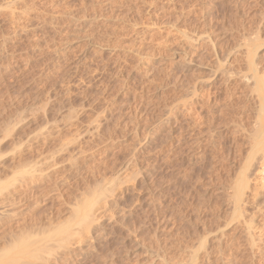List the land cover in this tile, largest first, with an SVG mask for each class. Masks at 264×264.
Listing matches in <instances>:
<instances>
[{
    "label": "rangeland",
    "instance_id": "rangeland-1",
    "mask_svg": "<svg viewBox=\"0 0 264 264\" xmlns=\"http://www.w3.org/2000/svg\"><path fill=\"white\" fill-rule=\"evenodd\" d=\"M256 77L264 0H0V249L264 264Z\"/></svg>",
    "mask_w": 264,
    "mask_h": 264
},
{
    "label": "bare ground",
    "instance_id": "bare-ground-1",
    "mask_svg": "<svg viewBox=\"0 0 264 264\" xmlns=\"http://www.w3.org/2000/svg\"><path fill=\"white\" fill-rule=\"evenodd\" d=\"M5 55V54H4ZM247 57V56H246ZM5 60V59H4ZM226 73V72H225ZM230 74V73H229ZM228 77V76H227ZM213 89V88H212ZM253 90L256 92V95H257V102H258V109H257V119H256V122H257V127H256V129L254 130V132H253V136H252V146H251V154H249L250 156H249V159H252L253 157H254V155H256V153H259V159H260V164H261V166H262V169L264 170V80L263 79H261V77H256L255 78V82H254V87H253ZM253 91V92H254ZM246 108V107H245ZM227 109H229V108H227ZM245 113V112H244ZM223 116V115H222ZM237 116V115H236ZM244 117V116H243ZM246 119V118H245ZM251 130H253V129H251ZM41 136V135H40ZM47 136V135H46ZM34 137V136H33ZM36 138V137H35ZM41 139V138H40ZM238 141V140H237ZM29 144V143H28ZM31 145V144H30ZM36 149V148H35ZM38 149V148H37ZM37 152V151H36ZM258 160V159H257ZM25 162V161H24ZM38 162V161H37ZM249 162V161H248ZM36 163V162H35ZM29 165V164H28ZM249 165H250V162H249ZM248 166V165H247ZM29 167V166H28ZM35 167V166H34ZM40 167V166H39ZM246 167V166H245ZM31 169V168H30ZM38 169V168H37ZM57 169V168H56ZM242 172L238 175V178L236 179V181H235V184H234V187H233V189H232V194H231V197H232V199H233V202H234V207L236 208V211L238 212V209H241L240 208V206H241V204H240V201H242L243 202V200L245 199L244 198V190H245V188L247 187V179L248 178H246V172L245 171H247V169L246 168H243V170H241ZM27 172V171H26ZM16 173V172H15ZM18 173H19V171H18ZM17 173V174H18ZM20 174V173H19ZM248 175V174H247ZM12 176V175H11ZM22 176V175H21ZM20 176V177H21ZM17 178V177H16ZM258 178H260V177H258ZM14 180V179H13ZM249 180V179H248ZM3 180H1L0 182H2ZM5 181V180H4ZM25 181V180H24ZM27 181V180H26ZM262 182V181H261ZM4 183V182H3ZM21 183V182H20ZM263 183V182H262ZM53 184V183H52ZM264 184V183H263ZM15 186V185H14ZM255 186V185H254ZM254 186H253V188H254ZM16 187V186H15ZM21 187V186H20ZM42 187V186H41ZM40 187V188H41ZM51 187V186H50ZM232 187V186H231ZM2 189H3V187H1ZM250 189H251V187H249ZM257 188V187H256ZM256 188H254V190L253 189H251L250 191L252 192V190H253V192L252 193H254V191H255V189ZM2 189H1V191H2ZM5 189V188H4ZM20 190V189H19ZM47 190V189H46ZM258 190V189H257ZM250 192V194H252ZM258 192V191H257ZM256 192V193H257ZM256 193H254L255 195H254V197L256 196ZM24 194V193H23ZM42 194V193H41ZM260 194H262V193H260ZM21 195V194H20ZM31 195V194H30ZM263 196H264V194H262ZM242 196H243V199H242ZM262 196V197H263ZM13 199V198H12ZM249 199V198H248ZM254 199V198H253ZM250 200H252L251 199V197H250ZM263 200H264V198H263ZM13 201V200H12ZM249 201V200H248ZM253 201V200H252ZM251 201V202H252ZM254 201H255V199H254ZM8 202V201H7ZM258 202H262L261 200L260 201H258ZM15 203V202H14ZM3 204V203H2ZM5 204H7V203H5ZM13 204V203H12ZM39 204V203H38ZM251 204V203H250ZM260 204V203H259ZM263 204V203H262ZM246 205V204H245ZM254 205H255V202H254ZM253 205V206H254ZM252 206V205H251ZM252 206V207H253ZM82 207V206H81ZM242 207V206H241ZM252 207H250V209H252ZM33 208V207H32ZM83 208V207H82ZM244 209V208H243ZM249 209V208H248ZM80 210V209H79ZM242 210V209H241ZM255 210V209H254ZM257 210L258 209H256V212H257ZM82 211V210H81ZM250 211V210H249ZM253 210H251V212H252ZM26 212V211H25ZM77 212V211H76ZM242 212H243V210H242ZM242 212H241V214H242ZM6 213H7V210H6ZM39 213V212H38ZM253 213V214H252ZM250 215H251V217H249V215L248 216H246V217H249L248 219H247V221H248V224H251V226H253V225H255V226H259L260 227V225L263 227V222H264V217H262V218H259L258 219V217H260L259 215H261V214H259L258 215V213L256 214L255 213V211H253ZM10 214V213H9ZM44 214V213H43ZM78 214V213H77ZM238 214V213H237ZM255 214V215H254ZM1 216V215H0ZM24 216V215H23ZM39 216V215H38ZM262 216V215H261ZM33 217V216H32ZM36 217V216H35ZM40 219V218H39ZM5 220V219H4ZM246 220V219H245ZM35 221V220H34ZM38 221V220H37ZM261 221H263L262 223H261ZM27 222V221H26ZM4 223V222H3ZM33 223V222H32ZM37 223V222H36ZM257 223H259V224H257ZM6 224V223H5ZM19 224V223H18ZM4 225V224H3ZM16 225V224H15ZM33 225H35V224H33ZM5 228V227H4ZM3 228V229H4ZM9 228V227H8ZM18 228V227H17ZM33 228H35V227H33ZM248 228V227H247ZM258 228V227H257ZM24 229V228H23ZM241 229V228H240ZM14 230V229H13ZM26 230V229H25ZM56 229H54V231H55ZM248 230V229H247ZM22 231V230H21ZM24 231V230H23ZM22 231V232H23ZM262 232V231H261ZM3 233V232H2ZM5 233V232H4ZM11 233V232H10ZM19 233V232H18ZM17 233V234H18ZM24 233V232H23ZM29 234L30 233H28V235L27 236H29ZM259 234V233H258ZM23 235V234H22ZM25 235V234H24ZM20 236V235H19ZM35 236V235H34ZM255 236H257V235H255ZM3 237H4V235H3ZM7 237V236H6ZM14 237H16V235L14 236ZM24 236H22V238L21 239H17L18 241H14L13 243H12V246L11 247H9L8 246V248L9 249H7V248H5V249H7V250H4V249H2V251H1V249H0V251L1 252H3V253H0V264H13L15 261H16V259L17 258H19L20 256H24V255H26V249H27V245H30L29 243V241L28 240H25L27 237H24ZM31 237V236H30ZM258 237V236H257ZM9 238H10V236H9ZM35 238H37V237H35ZM253 238V237H252ZM3 239H5V238H3ZM29 239V238H28ZM245 239H247V238H245ZM250 239V238H249ZM1 240V239H0ZM31 241V240H30ZM250 241V240H249ZM29 242V243H28ZM32 242V241H31ZM6 244V243H5ZM32 244V243H31ZM2 245V244H1ZM3 247V246H2ZM50 248H51V246H50ZM29 252H30V250H29ZM32 254V253H31ZM31 254H28V256L29 255H31ZM33 255H34V253H33ZM33 255H31V257L33 256ZM36 255V254H35ZM30 256H29V258H31ZM43 257V256H42ZM254 257V256H253ZM44 258V257H43ZM21 259H24V258H21ZM25 259H27V258H25ZM18 260V259H17ZM19 260H20V258H19ZM18 260V261H19ZM20 262H22V260L20 261ZM19 263V262H18ZM23 263L24 264H27V263H25V261H23ZM23 263H21V264H23ZM15 264V263H14Z\"/></svg>",
    "mask_w": 264,
    "mask_h": 264
}]
</instances>
